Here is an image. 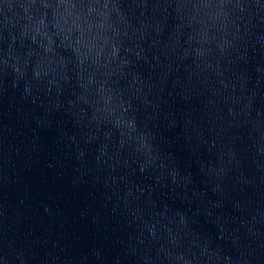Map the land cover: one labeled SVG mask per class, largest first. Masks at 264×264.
Returning a JSON list of instances; mask_svg holds the SVG:
<instances>
[{"label":"water","instance_id":"water-1","mask_svg":"<svg viewBox=\"0 0 264 264\" xmlns=\"http://www.w3.org/2000/svg\"><path fill=\"white\" fill-rule=\"evenodd\" d=\"M0 264H264V0H0Z\"/></svg>","mask_w":264,"mask_h":264}]
</instances>
